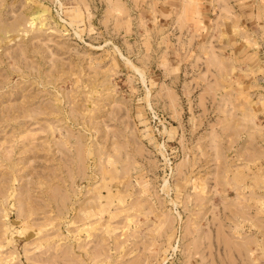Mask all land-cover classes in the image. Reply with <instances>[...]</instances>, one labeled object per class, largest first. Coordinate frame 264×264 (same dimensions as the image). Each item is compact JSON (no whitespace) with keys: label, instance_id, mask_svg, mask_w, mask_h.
<instances>
[{"label":"rangeland","instance_id":"rangeland-1","mask_svg":"<svg viewBox=\"0 0 264 264\" xmlns=\"http://www.w3.org/2000/svg\"><path fill=\"white\" fill-rule=\"evenodd\" d=\"M0 264H264V0H0Z\"/></svg>","mask_w":264,"mask_h":264}]
</instances>
